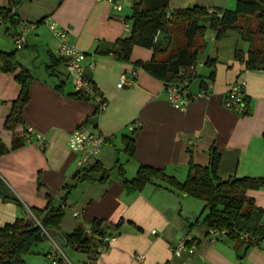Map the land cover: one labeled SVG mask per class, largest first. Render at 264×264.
<instances>
[{"label": "crops", "instance_id": "crops-1", "mask_svg": "<svg viewBox=\"0 0 264 264\" xmlns=\"http://www.w3.org/2000/svg\"><path fill=\"white\" fill-rule=\"evenodd\" d=\"M235 3L170 0L167 9L173 12L199 6L211 12L232 9ZM127 4L131 9L133 0ZM7 5V0H0V9ZM13 13L19 21L15 31L0 18V52L14 53L32 83L22 113L26 142L0 157V180L21 206L0 199V228L31 217L30 208L42 210L48 197L62 194L77 170L96 162L109 169L118 160L127 178H133L139 166H150L182 183L189 163L208 166L209 150L214 147L220 157V180L264 178V69L245 67L250 50L264 51V27H258L254 16L239 19V30L229 31L224 40H215V32L206 30V49L198 60L202 66L196 70L199 78L189 84V91L197 92L202 81L207 97L178 110L166 100L164 84L134 66L149 61L150 50L133 48L126 63L110 54L114 43L130 34L131 23L124 22L123 11L116 13L104 0H22ZM51 22L64 29L69 43L85 54L86 76L105 102L99 113L94 115L93 102L68 96L72 94L71 78L63 62H58V43L48 27ZM8 29L12 35L23 32L21 49H16ZM181 42L179 33L177 45ZM206 59L209 63L203 65ZM121 76L132 80L133 86L118 88ZM14 78V74L0 72V141L6 148L11 147L13 134L4 124L20 90ZM242 80L249 106L246 116L222 105L230 87ZM59 85L61 91L56 90ZM135 123L138 127L132 130ZM80 126L106 138L98 155L82 165L80 155L67 146L68 136ZM37 133L46 139L42 149L35 145ZM129 136L134 143L132 157L123 152V140ZM247 196L264 210V189L249 190ZM198 202L159 181L139 192L127 191L112 171L105 184L82 183L71 192L57 234L68 235L77 227L88 231L94 219L112 225L121 221L106 252L91 256L70 249L75 264H264V244L248 250L240 263L236 259L242 250L239 243L221 239L211 244L204 228H189L197 219ZM57 234L51 238H59ZM183 237L194 238L196 248L190 255L175 256L171 247ZM56 243L58 249L48 237L35 245L24 264H51L46 255L63 249L62 240Z\"/></svg>", "mask_w": 264, "mask_h": 264}, {"label": "trees", "instance_id": "trees-1", "mask_svg": "<svg viewBox=\"0 0 264 264\" xmlns=\"http://www.w3.org/2000/svg\"><path fill=\"white\" fill-rule=\"evenodd\" d=\"M21 1L7 0V7L0 9V18L8 21L13 31L19 21L12 11ZM169 1L133 0L132 13L128 18H124V22L131 23L130 34L126 38L117 40L110 51V54L114 55L118 61L126 63L130 59L133 48L150 50L152 52L150 60L136 62L134 66L162 82L164 87L179 84L184 80H188L190 84L199 78L197 74L190 77L188 72L191 67H196L199 63V55L203 54L206 49L203 41L206 30L214 31L215 40H221L229 31L239 30L237 23L239 19L246 16H254L258 27H264V0H236L233 10L214 9L211 12L199 6L170 12L167 9ZM10 29H8L9 36L16 39L19 34L12 35ZM173 30L180 31L182 40L175 48L169 47ZM157 32L159 36L154 41ZM159 55L165 56L158 58ZM58 62L62 61L58 59ZM208 63L209 60L206 59L203 65ZM245 67L247 70L264 69V51L250 50ZM0 72L14 74V79L20 87L18 97L12 103L4 124L5 129L13 134L12 145L6 148L0 141L1 157L21 148L26 142L22 113L29 100L32 77L26 69L19 66L14 53L0 52ZM213 73L212 71L208 79L213 80ZM61 86L56 87V90L61 91ZM199 87L198 91L207 92L202 81ZM68 96L76 100L89 101L74 93ZM97 113L99 110L96 107L94 115ZM236 114L240 116L249 114L246 97L244 98V111ZM123 152L128 157L133 156L134 143L131 136L124 138ZM219 160L216 148L212 147L209 150L208 166L200 167L189 163L186 179L182 183L167 176L162 169L150 166H139L135 176L127 178L118 160L109 169H105L96 162L90 167L77 170L71 178V183L63 187V192L58 198L48 197L42 210L30 208L31 217L16 219L12 224H6L0 228V264H24V257L32 253L35 245L59 232L64 216V204L71 192L82 183L105 184L112 171L116 172L127 191L139 192L147 184L159 181L170 190L184 193L192 199L203 202L205 214L202 218L195 219L189 228L202 227L207 231V235L212 231L222 232L217 237V241L223 239L239 243L242 250L236 253V259L241 263L248 250L264 244V210L257 207L254 200L247 196L249 190L264 189V178L243 177L222 181L217 177ZM0 199L21 206L20 201L1 180ZM120 225L121 221L112 225L100 219H94L88 231L77 227L68 235H57L63 241L62 248L96 256V250L103 245V239L107 236H114L113 233ZM59 263L65 264L63 260H59Z\"/></svg>", "mask_w": 264, "mask_h": 264}, {"label": "built area", "instance_id": "built-area-1", "mask_svg": "<svg viewBox=\"0 0 264 264\" xmlns=\"http://www.w3.org/2000/svg\"><path fill=\"white\" fill-rule=\"evenodd\" d=\"M109 3L112 9L116 13L122 12V3L128 2L129 0H104ZM13 13V11H12ZM49 30L53 37L56 39L58 46L56 50V56L60 59L65 67L66 73L71 78L72 93L77 96L89 99L98 108L99 112L105 108V102L98 93H96L93 85L86 76L85 59L86 56L83 52L79 51L74 45L70 44L68 41V33L53 22L48 25ZM159 32H157L154 41L157 40ZM14 44L16 49H21L23 46V32L14 39ZM202 63H198L196 67H191L188 74L190 77L196 75V70L201 67ZM133 86V81L126 79L121 76L119 82L117 83L118 88L131 87ZM164 93L166 100L170 105L178 110H184L191 102L206 98L207 92L197 91L192 93L189 91V81L184 80L179 84H170L164 87ZM245 95V81H238L234 83L227 94L222 99V105L225 109L232 111L234 113H241L244 111V98ZM138 126L136 123L131 125L130 128L135 130ZM32 131L27 130V134ZM45 136L42 134H35V145L36 147L42 149L45 144ZM106 142V138L97 132L88 131L83 127L75 128L67 138V146L70 151L80 155V165L85 163L87 160L94 158L98 155L101 147ZM74 216H77L74 213ZM36 224L40 226L38 221ZM45 232V231H44ZM151 233H154L152 231ZM222 233V232H221ZM218 232L209 233V243L213 244L217 242V237L221 234ZM49 237V236H48ZM54 247L58 249L56 241L49 237ZM114 236H107L103 239V245L96 250V254H102L108 250L109 244L111 243ZM244 239V238H243ZM196 240L191 237H183L179 239L174 245H172L171 250L175 256H180L181 254H192L196 248ZM46 258L51 262V264H58L59 260L66 262L65 256L59 250H55L54 253L46 255ZM139 258L142 259V256ZM138 258V259H139Z\"/></svg>", "mask_w": 264, "mask_h": 264}, {"label": "rangeland", "instance_id": "rangeland-1", "mask_svg": "<svg viewBox=\"0 0 264 264\" xmlns=\"http://www.w3.org/2000/svg\"><path fill=\"white\" fill-rule=\"evenodd\" d=\"M128 2H124V3H122V11H123V13L125 14V16H126V18H128L130 15H131V13H132V8L130 9V6L127 4ZM234 9V7L232 8V9H229V10H233ZM122 13V14H123ZM179 33H180V31L179 30H175L174 31V40H173V42H172V45H171V48H175V46L177 45V42H178V36H179ZM225 38H223V39H221V40H224ZM226 41V40H225ZM202 57H203V54H200L199 55V59L201 58L202 59ZM186 176H187V174L186 175H184V177H183V181L186 179ZM199 201V200H198ZM201 206L199 207V209H198V211H197V213H196V216H197V218H202L203 217V215L205 214V209H204V203L203 202H201V201H199L198 202ZM62 253H63V255L65 256V258H66V264H75L74 262H73V260L70 258V249H67V250H65V248H63L62 249Z\"/></svg>", "mask_w": 264, "mask_h": 264}, {"label": "water", "instance_id": "water-1", "mask_svg": "<svg viewBox=\"0 0 264 264\" xmlns=\"http://www.w3.org/2000/svg\"><path fill=\"white\" fill-rule=\"evenodd\" d=\"M55 240L58 241V242H60L59 238H57V237L55 238Z\"/></svg>", "mask_w": 264, "mask_h": 264}]
</instances>
